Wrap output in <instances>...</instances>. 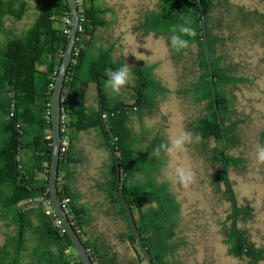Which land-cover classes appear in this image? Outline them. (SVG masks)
I'll return each instance as SVG.
<instances>
[{
	"label": "trees",
	"instance_id": "obj_1",
	"mask_svg": "<svg viewBox=\"0 0 264 264\" xmlns=\"http://www.w3.org/2000/svg\"><path fill=\"white\" fill-rule=\"evenodd\" d=\"M33 1L11 0L5 5L0 4V221L8 229L5 243L0 246V264H82L76 260L75 248L60 220L49 211L51 205L48 202L52 155L50 100L52 85H55L69 42L72 25H66L64 19L71 17V11L66 0H44V8L31 27L23 32L15 33L2 25L8 16L21 20ZM201 1L223 124L213 95L198 0H153L154 7L133 32L142 40L152 36L165 41L170 60L179 74L177 95L201 108L199 114L188 122V131L199 134L203 144H215L211 150L213 161L221 165L219 176L232 203L228 217L230 225L223 229L228 252L236 258L249 259L250 264H259L264 260V250L257 248L238 226L251 215V208L235 204L228 177L231 167H239L243 162L241 158L222 152L226 145L228 151L240 143L238 130L241 121L235 118L230 90L253 81V76L241 74V63L231 47L237 43L238 34L243 30L253 43L262 38L264 46V13L235 6L228 0ZM81 2L80 30L63 92L70 137L72 139L73 132L93 130L100 133L103 148L109 154L108 171H103L102 178H109L105 190L110 209L122 223L124 242L135 250L140 264H148L131 229L125 205L115 194L117 162L108 139L111 137L121 167L119 193L130 204L144 246L154 264H170L166 258L174 250V245L168 241V235H173L175 228L172 221V211L176 210L174 199L167 186L155 181L130 187L125 179L134 175L151 178L154 173H151L157 166L153 161L154 149L167 141L164 131L157 132V136L147 142L144 128L136 133L134 119L143 122L148 115L156 114L161 101L172 91L155 74L157 65L128 58L133 80L122 94L114 97L105 87V70H115L126 62L116 56V44L99 48L95 45L97 35L110 25L107 18L112 15V10L102 8L103 0ZM185 20L191 22L189 26L197 35L194 40L189 38L191 46L188 49L176 52L168 40L170 29ZM92 88L95 94L90 102ZM260 141L264 145V131ZM69 151L61 154L60 167L69 163ZM149 166L150 170H147ZM39 173L45 175L38 177ZM97 185H101V180ZM59 194L62 201L68 202L67 212L87 249L92 251L93 262L115 264L114 258H106L108 252L102 248L105 244L91 245L85 240V227L92 222L87 206L75 203L67 185L59 190ZM101 205L106 213V204Z\"/></svg>",
	"mask_w": 264,
	"mask_h": 264
},
{
	"label": "rangeland",
	"instance_id": "obj_2",
	"mask_svg": "<svg viewBox=\"0 0 264 264\" xmlns=\"http://www.w3.org/2000/svg\"><path fill=\"white\" fill-rule=\"evenodd\" d=\"M9 1L11 0H0V4L5 5ZM228 1L235 6L249 10L257 9L264 13V0ZM101 5L102 8L111 9L112 15L107 18L109 27L97 35L96 48L116 44V56L126 64L129 65L130 58L135 62L157 65L155 74L161 83L172 91L161 101L156 114L148 115L143 122H139L135 117L133 126L136 133L139 134L141 128H144L148 142L161 130L164 131L166 140L170 134L188 131V122L199 114L201 108L191 105L177 95V89L180 87L179 74L170 60L165 41L152 36L142 40L139 34L133 32L154 7L153 0H103ZM44 6V0H35L21 20L8 16L2 25L15 33H21L31 27ZM231 48L235 49L234 55L241 63V74L253 76V81L251 84L249 82L230 90L235 118L241 121L238 130L240 143L228 151L227 148L224 149L222 153L241 158L243 162L239 167L232 166L228 173L235 204L251 208V215L238 226L257 248L264 250V165H257L254 160L255 145L261 144L260 135L264 131V46L262 38L253 43L248 39L247 31L243 30L238 34L237 43ZM94 92L95 90L89 94L90 102H93ZM89 137L86 136L88 144L91 143ZM187 147L188 151L183 154L182 161L190 165L195 172V181L188 188L180 187L168 178L169 160L163 152L153 158L157 166L151 171L154 172L151 178L134 175L127 182L132 187L137 183L148 184L155 181L167 186L168 193L174 199L176 210L172 211V221L175 228L173 235H168V241L174 245V250L167 255L166 260L170 261V264H250L249 259L230 255L224 242L223 229L230 225L228 217L232 203L229 202L230 197L224 181L219 176L221 165L213 161L211 150L215 144H203L199 141ZM72 150H78L76 142ZM101 150L103 148L100 147L93 150L86 156L90 161L80 167L81 191L89 199L90 206H86L88 216H92V222L85 227V240L91 245L105 244L102 248L108 252L106 258L111 256L115 264H136V258L139 257L135 250L123 241L122 223L113 211L102 212L101 203L105 202L102 197H98V190L93 188L94 180L99 181L100 175L106 169L103 166L105 161L100 159L101 156L104 159ZM147 163H150L149 159ZM147 170H150V166ZM7 230L4 222L0 221V246L5 243ZM259 264H264V260Z\"/></svg>",
	"mask_w": 264,
	"mask_h": 264
},
{
	"label": "water",
	"instance_id": "obj_3",
	"mask_svg": "<svg viewBox=\"0 0 264 264\" xmlns=\"http://www.w3.org/2000/svg\"><path fill=\"white\" fill-rule=\"evenodd\" d=\"M66 1L71 11L72 28L70 31L69 42L65 49L63 57H62V61H61V64L58 70V74L55 80V85L53 87V92H52L51 100H50V107H51V111H50L51 132L50 134L52 138V155H51L50 170H49V176H48V189H49L48 202L51 205L55 215L60 220L66 234L68 235L72 245L75 248V251L77 254L76 260H78L82 264H94L93 258L89 254L88 249L83 239L80 237V235L76 231L66 208L63 206V202H62V199L60 198L59 188H58L60 163H61V157H62L60 148H61V116H62V108H63V92H64L65 82H66L67 75H68V70L74 60V50L77 45L78 33H79V27H80V19H81L77 0H66ZM198 4L200 7V11H201L203 36H204V42L206 46V53H207L208 64H209V69H210L213 95L215 98L219 120L221 124H223L221 115L219 113V107L217 104V90L215 86L212 55H211L210 45L208 41L205 10H204L201 0H198ZM222 128L224 129L223 125H222ZM108 139L111 143L113 152L116 156V162H117V184H116L115 194L117 198H119L125 205L127 218L129 220L131 229L136 237L137 244L139 246L140 251L146 258L148 264H154L152 256L150 255V253L144 246V241L138 230L136 222L134 220V216L132 214L130 204L127 201V199L124 196L120 195L119 193V189H120L121 181H122L120 161L116 153V149L112 143L111 137L108 136ZM226 148H227V145H226ZM253 264H255V262H253Z\"/></svg>",
	"mask_w": 264,
	"mask_h": 264
},
{
	"label": "clouds",
	"instance_id": "obj_4",
	"mask_svg": "<svg viewBox=\"0 0 264 264\" xmlns=\"http://www.w3.org/2000/svg\"><path fill=\"white\" fill-rule=\"evenodd\" d=\"M190 23L189 20H185L183 24L174 25L170 29L168 40L171 48L176 52L188 49L191 46L189 38L194 40L197 35L196 30L189 26ZM105 76V87L111 91L114 97L122 94V90L133 80L132 69L128 64L115 70L106 69ZM199 141V134L179 131L170 134L166 142L154 149L155 156L163 152L168 157L167 176L180 187L188 188L195 181V172L190 165L182 161V156L188 151V145ZM254 160L257 165H264V145H255Z\"/></svg>",
	"mask_w": 264,
	"mask_h": 264
},
{
	"label": "crops",
	"instance_id": "obj_5",
	"mask_svg": "<svg viewBox=\"0 0 264 264\" xmlns=\"http://www.w3.org/2000/svg\"><path fill=\"white\" fill-rule=\"evenodd\" d=\"M93 90H95V89L92 88L91 92ZM87 135L90 136L89 137V139L91 140L90 144H88L86 142V136ZM74 141L77 143V149L78 150H72L73 145L75 143ZM71 143L72 144L69 148V150H70L69 151L70 154H69V158H68L69 163L68 162L64 163L60 167L61 169H60V173H59V184H58V186H59V190H62L64 185H67L68 191L72 194L73 198L75 199V203L79 206H84V205L89 204L90 202H88L89 201L88 197H85L84 193H82V191H81V179H80L81 178L80 177L81 168L80 167L85 166L87 164V162L90 161V160L88 161V159H86V156L91 154L93 150H96L98 147H100L101 149L103 148V138L101 137L99 132L93 131V130L86 131V132H73ZM75 147L76 146H74V148ZM91 148H92V150H91ZM101 151L104 154V159L102 156L100 159L105 161V163H103V166L106 168V171H108L107 163H108V159H109V154L104 150V148ZM103 154H101V155H103ZM67 174H69V177ZM44 175L45 174H43V173H39L38 177H43ZM102 176H103V173L100 175L101 185H97L96 180H94L93 188H96L100 194V195H98V194H96V195H98L99 198L102 197V200H104V202L106 204V210L110 211V212H112V211L114 212V210L110 209V204H109L110 202L107 199L108 194L105 190L107 187L109 178L108 177L102 178ZM92 181H93V178H92ZM125 181H126L125 183L127 185H129L127 183L129 180L125 179ZM121 185H122V181H121ZM89 206H90V204H89ZM102 212H104L103 208H102ZM128 246L130 247V245H128ZM114 253H117V252H114ZM135 262H136V264H140L138 258H136Z\"/></svg>",
	"mask_w": 264,
	"mask_h": 264
},
{
	"label": "built area",
	"instance_id": "obj_6",
	"mask_svg": "<svg viewBox=\"0 0 264 264\" xmlns=\"http://www.w3.org/2000/svg\"><path fill=\"white\" fill-rule=\"evenodd\" d=\"M77 3H78L79 10H80V5L82 4L81 0H77ZM64 21H65L66 25H72V18L71 17H66L64 19ZM80 21H81V19H80ZM79 30H80V27H79ZM52 87H54V86L52 85ZM63 102H64V100H63ZM70 142H71V137H70V132H69V128H68V117H67V114H66L64 108H62V116H61V148H60L61 154H66L67 153V151L69 149ZM62 202H63V206L67 210L68 202L67 201H62ZM49 211L54 212L52 207L49 208ZM59 223L61 224L60 221H59ZM88 252L91 255L92 251L88 250Z\"/></svg>",
	"mask_w": 264,
	"mask_h": 264
}]
</instances>
